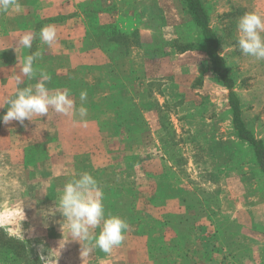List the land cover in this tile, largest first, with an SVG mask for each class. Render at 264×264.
Masks as SVG:
<instances>
[{
    "label": "rangeland",
    "instance_id": "374dc122",
    "mask_svg": "<svg viewBox=\"0 0 264 264\" xmlns=\"http://www.w3.org/2000/svg\"><path fill=\"white\" fill-rule=\"evenodd\" d=\"M201 2L235 83L243 122L264 141V60L243 55L236 39L238 19L247 12L264 16V0ZM153 7L160 9L165 27L161 28V41L143 45L158 49L141 58L138 43L134 45L127 85L124 81L113 89L116 79L108 72L101 77L103 83L98 82L101 86L110 82L112 96L127 101L121 110L123 124L104 126L101 142L90 136L83 139L86 148L103 149L97 155H81L83 170L74 174L88 172L98 181L103 203L109 206L106 216L123 219L126 214L141 212L153 222L167 218V228H157L152 238L144 236L149 244L163 235L160 244L170 253L163 257L168 260L165 264H190L189 258H178L173 248L176 244L182 247L187 257L195 252L192 235L203 217L220 230L217 241L231 250L230 255L250 260L249 247L264 249V241L259 239L261 234L264 237V179L250 148L231 128L227 91L199 49V30L182 0L144 1V11ZM33 22L37 50H41L44 43L38 35L43 23ZM113 55H119L118 50L110 52ZM108 64L103 69L108 70ZM98 93L97 89L92 92L93 99L100 98ZM100 109L107 121L113 118L109 108ZM170 186H176L177 192L167 188ZM179 218L188 223L179 226ZM127 232L136 235L130 227ZM25 248V255L30 256V247L25 244ZM147 258L149 264H164L153 261L148 253ZM37 260L35 264H40Z\"/></svg>",
    "mask_w": 264,
    "mask_h": 264
},
{
    "label": "crops",
    "instance_id": "0c3cea01",
    "mask_svg": "<svg viewBox=\"0 0 264 264\" xmlns=\"http://www.w3.org/2000/svg\"><path fill=\"white\" fill-rule=\"evenodd\" d=\"M144 1L17 0L19 10L13 7L0 12V97L3 99H0V117L7 111V98L16 90L17 75L21 76L19 86L26 87L35 85L41 73L46 74L50 77L46 82L50 93L68 90L77 108L81 104L80 92L86 90L89 94L84 106L91 107L85 117L87 126L78 114L64 115L51 108L48 116L33 115L31 121L26 119L23 124L0 121V232L29 243L33 258L40 260L41 255L47 257L50 253L56 264H149L144 236L127 232L121 246L111 254L95 248L82 257L81 244L72 240L66 229L62 230L64 218L59 213L44 215L55 207L64 184L75 176L74 171L83 170L80 156L97 155L103 149L86 148L83 142L87 136L101 142L100 133L104 130L101 123L107 121L106 114L101 112V101L91 99L90 95L96 89L97 96L102 93L98 82L103 73L113 72L116 79L113 89L115 85L122 86L124 81L127 85L131 75L129 55L134 45L138 43L141 58L158 49L156 45H143L161 41V28L165 27L161 25L160 9L153 7L144 11ZM33 19L42 22V27L55 26L57 39L51 47L44 43L37 50ZM103 33L107 37L104 41ZM115 33L127 36L129 51L111 57ZM25 34L34 37L30 49L19 44ZM28 55L36 57L31 79L20 73ZM107 63L109 69L101 71ZM111 86L104 87L105 93L101 96L108 97L107 101L124 99L112 96ZM198 223L192 235L195 252L187 257L190 264H264L263 248L249 247L250 260L234 259L230 256L231 250L216 240L215 227L204 217ZM99 231L94 229L95 233ZM173 250L185 257L177 244ZM0 264L12 263L0 257Z\"/></svg>",
    "mask_w": 264,
    "mask_h": 264
},
{
    "label": "clouds",
    "instance_id": "9594fccd",
    "mask_svg": "<svg viewBox=\"0 0 264 264\" xmlns=\"http://www.w3.org/2000/svg\"><path fill=\"white\" fill-rule=\"evenodd\" d=\"M15 7L20 9L17 0H0V12H7ZM39 38L49 47L57 39L54 25L41 28ZM34 37L31 34L23 35L19 44L30 49ZM237 46L241 53L264 60V16L257 12H247L237 21ZM36 57L28 55L24 58L20 73L29 79L33 76V64ZM50 77L41 73V79L35 84L20 87L21 76H15L16 90L6 100L7 111L0 117V121L8 124L18 121L21 124L27 119L31 121L33 115L40 117L47 115L49 109L64 115H79L81 122L87 126L85 117L88 109L84 106L87 100L86 90L79 95L80 106L70 98L68 90H55L54 94L46 86ZM104 193L98 181L88 172L79 173L69 179L63 186L55 207L44 213L54 216L59 213L64 219L62 230L66 229L72 240L78 241L81 246V256L89 254L93 249L99 248L105 254H111L114 248L121 246L129 224L117 215L105 214L103 203ZM99 228L98 233L94 229ZM55 257L50 253L47 257L40 256L41 264H56Z\"/></svg>",
    "mask_w": 264,
    "mask_h": 264
},
{
    "label": "trees",
    "instance_id": "16d2710c",
    "mask_svg": "<svg viewBox=\"0 0 264 264\" xmlns=\"http://www.w3.org/2000/svg\"><path fill=\"white\" fill-rule=\"evenodd\" d=\"M182 3L185 6L187 13L190 15V18L198 28L200 33V40H199V49L206 55L208 59V66L210 71L220 80L221 84L227 91V105L231 113V128L236 136V138L244 142L251 150L253 155L254 164L256 165L259 173L262 175L264 179V141L262 139L256 138L249 129L245 126L243 119H242V111H241V103L236 95L234 88L235 83L229 74V70L226 64L225 59L219 54V39L215 33V31L211 28L209 24V17L207 12L204 9V6L201 0H182ZM103 41L107 39L105 34H102ZM113 42H112V49L113 51L118 50L119 55H122L124 52L129 51L128 43H127V36L120 35V34H113ZM84 69V68H82ZM88 70V68H85ZM84 69V70H85ZM98 69V68H97ZM102 71L103 68H100ZM81 71V70H80ZM109 77L113 75V72L108 70ZM113 77V76H112ZM110 82H107L100 85V90L102 93H105L104 87H108ZM98 86V85H97ZM101 93V94H102ZM89 94V93H87ZM88 96V95H87ZM91 99H93V95L91 92L90 95ZM108 97L100 96L99 101L100 104L106 108H109V111H113V119L108 121H103L101 125L107 126L115 125V128L121 127L123 124V119H121V110L122 107L126 105V100L119 99L116 101H107ZM109 99V98H108ZM91 107H87L89 109ZM114 120V121H113ZM171 190H175L177 192L176 186L167 187ZM115 197L117 193H113ZM130 196H133L132 192ZM104 207H109L108 205H104ZM123 219L129 224L131 231L139 236H146L148 239L149 237L152 238V234L154 232L157 233V228H160L162 231L164 227L167 228V224L165 222L159 221L153 222V220H149L146 218L144 214L141 212H136V214H126ZM179 226L182 224L188 223V219L179 218ZM191 222V221H190ZM218 237L220 238V230L215 229ZM177 233V232H176ZM178 236V234H177ZM216 237V240H219ZM180 239H185L183 236L179 234ZM164 242L163 235L158 237L156 236L153 243L147 244V253L149 257L153 261H159L162 263L164 256L169 255V251L163 249V245L161 246L160 243ZM25 244L29 247V243L18 240L15 238H10L3 233L0 232V257L5 258L7 260V256L10 263L12 264H35L37 263V259L33 258L31 255H25ZM166 248V247H165ZM163 249V250H162ZM175 255L180 258L179 253H175ZM184 259L187 258L186 253L184 254ZM234 259H238L233 255H230ZM164 264L168 262V260L163 261ZM39 264V263H38Z\"/></svg>",
    "mask_w": 264,
    "mask_h": 264
}]
</instances>
